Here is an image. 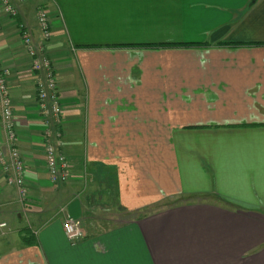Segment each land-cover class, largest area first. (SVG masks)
Instances as JSON below:
<instances>
[{
  "label": "crops",
  "instance_id": "1",
  "mask_svg": "<svg viewBox=\"0 0 264 264\" xmlns=\"http://www.w3.org/2000/svg\"><path fill=\"white\" fill-rule=\"evenodd\" d=\"M252 1L12 0L15 19L0 8L30 192L22 204L0 165V264H264V0ZM42 6L72 164L61 186L20 31L41 42ZM67 215L85 220L75 245Z\"/></svg>",
  "mask_w": 264,
  "mask_h": 264
},
{
  "label": "built area",
  "instance_id": "2",
  "mask_svg": "<svg viewBox=\"0 0 264 264\" xmlns=\"http://www.w3.org/2000/svg\"><path fill=\"white\" fill-rule=\"evenodd\" d=\"M0 8L1 13L11 19L19 15V10L12 0H0ZM20 27L23 45L31 58L38 114L45 124L44 157L47 174L53 185H65L72 178V164L61 151L65 137L62 127L64 107L60 97L57 71L47 47V43L53 37L51 13L45 6L40 7L38 11V27L42 36L38 44L27 27L24 25ZM9 75V69L3 66L0 59V111L5 134V142L0 140V165L6 176V184L17 188L19 201L25 205L30 200V192L26 185L28 170L19 148L18 121L10 94ZM7 227V223H0V231ZM63 231L73 245L87 236L82 220L68 215L63 222Z\"/></svg>",
  "mask_w": 264,
  "mask_h": 264
},
{
  "label": "rangeland",
  "instance_id": "3",
  "mask_svg": "<svg viewBox=\"0 0 264 264\" xmlns=\"http://www.w3.org/2000/svg\"><path fill=\"white\" fill-rule=\"evenodd\" d=\"M56 65H57V63H56ZM27 207V206H26ZM99 213H97L96 215H98ZM133 216L134 215H129V214H124V213H120V216L118 215V216H116V218H119V220H128V219H131V218H133ZM82 222L84 223V225H85V220H82ZM26 223V222H25ZM28 229V228H27ZM33 230H35L34 228H33ZM11 237H12V232H8V233H6V235L5 236H3V239H7V240H9V239H11Z\"/></svg>",
  "mask_w": 264,
  "mask_h": 264
},
{
  "label": "trees",
  "instance_id": "4",
  "mask_svg": "<svg viewBox=\"0 0 264 264\" xmlns=\"http://www.w3.org/2000/svg\"><path fill=\"white\" fill-rule=\"evenodd\" d=\"M256 0H253L252 2H255ZM153 212H155V209H153L152 211H147V212H144V213H141V214H136V216L138 217V218H141V217H144V216H148L149 214H151V213H153ZM28 231L30 230V229H27ZM30 233H31V230L29 231ZM30 233H29V235H30ZM30 237L31 238H33L34 237V234L32 233L31 235H30ZM34 241V240H33Z\"/></svg>",
  "mask_w": 264,
  "mask_h": 264
}]
</instances>
